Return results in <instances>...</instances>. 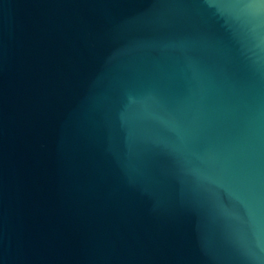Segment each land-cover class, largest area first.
I'll return each mask as SVG.
<instances>
[{"label":"water","instance_id":"water-1","mask_svg":"<svg viewBox=\"0 0 264 264\" xmlns=\"http://www.w3.org/2000/svg\"><path fill=\"white\" fill-rule=\"evenodd\" d=\"M0 264H264V0H0Z\"/></svg>","mask_w":264,"mask_h":264}]
</instances>
